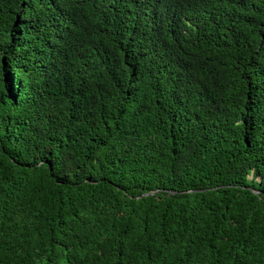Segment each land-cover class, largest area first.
Instances as JSON below:
<instances>
[{
  "label": "trees",
  "instance_id": "1",
  "mask_svg": "<svg viewBox=\"0 0 264 264\" xmlns=\"http://www.w3.org/2000/svg\"><path fill=\"white\" fill-rule=\"evenodd\" d=\"M0 264H264V0H0Z\"/></svg>",
  "mask_w": 264,
  "mask_h": 264
},
{
  "label": "water",
  "instance_id": "2",
  "mask_svg": "<svg viewBox=\"0 0 264 264\" xmlns=\"http://www.w3.org/2000/svg\"><path fill=\"white\" fill-rule=\"evenodd\" d=\"M154 193V192H153Z\"/></svg>",
  "mask_w": 264,
  "mask_h": 264
}]
</instances>
